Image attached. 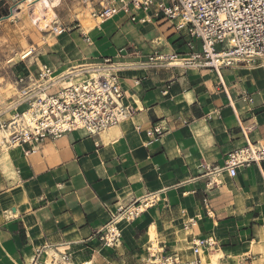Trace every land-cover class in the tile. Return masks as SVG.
I'll list each match as a JSON object with an SVG mask.
<instances>
[{
	"label": "crops",
	"instance_id": "0c3cea01",
	"mask_svg": "<svg viewBox=\"0 0 264 264\" xmlns=\"http://www.w3.org/2000/svg\"><path fill=\"white\" fill-rule=\"evenodd\" d=\"M16 1L5 0V8ZM107 1L61 0L50 9L52 20L36 23L45 28L34 33L18 19L0 21L2 122L24 109L17 76L35 75L43 64L62 74L110 59L105 64L115 66L109 70L119 77L131 111L99 136L75 130L46 138L29 154L35 144H24L8 161L1 160L0 146V264H33L35 258L52 264L60 252L70 254L68 264H139L146 253L149 258L151 227L156 249L191 262L194 240L183 232L191 220L197 239L216 241L209 250L220 252L221 261L256 253L264 258V247L263 253L249 250L253 241L264 242V162L241 166L236 176L222 170L221 183L210 185L219 172L214 169L247 137L264 143V70L160 66L150 61L155 52L188 56L201 49L200 41L177 31L174 21L141 23L143 12L137 21L124 11L102 22L93 18ZM48 22L67 30L47 33ZM29 48L36 52L21 61ZM155 124L166 130L149 143L147 131ZM154 194L153 206L133 221L121 220L120 245L105 246L94 235L120 206Z\"/></svg>",
	"mask_w": 264,
	"mask_h": 264
},
{
	"label": "built area",
	"instance_id": "2783aa9c",
	"mask_svg": "<svg viewBox=\"0 0 264 264\" xmlns=\"http://www.w3.org/2000/svg\"><path fill=\"white\" fill-rule=\"evenodd\" d=\"M101 5V9L91 12L92 17L101 22L112 19L121 11L131 15L132 21H137L138 13L143 12L145 16L138 19L141 23L156 18L174 21L177 31L200 41L201 49L188 56L177 52H155L150 61L160 66L219 72L223 67L244 64L264 70V0H108ZM7 15L0 10V21ZM66 30L65 25L56 24L53 28L58 34ZM34 52L31 48L21 54V61H30ZM105 63H110V59ZM100 69L98 76L77 78V73L68 70L57 77L49 65L43 64L35 75L17 76L18 96L26 104L27 114L23 111L14 114L8 122L0 120V128L8 131V136L4 137L6 144H35L27 150L29 154L36 152L46 138H59L81 129L99 136L126 120L131 111L123 104L124 91L119 77L107 68ZM165 130L161 124H155L147 131L149 143L163 136ZM262 162L264 143L253 142L247 137L246 145L231 151L224 166L214 171L226 170L231 176H236L239 167ZM157 200L154 194L128 206H120L94 235L105 246L120 245L122 232L118 216L122 215V220L133 221L149 208L148 203L153 206ZM205 202L208 203L207 199ZM189 223L192 225L193 220ZM154 245L150 243L149 258L143 264H202L201 251L212 249L216 241L210 237L194 241L192 252L196 258L191 262H182L177 254H168L164 248L156 249ZM60 256L62 263L70 259L67 252H60ZM54 258L55 254L52 255V263H55ZM36 263L37 258L33 261Z\"/></svg>",
	"mask_w": 264,
	"mask_h": 264
},
{
	"label": "bare ground",
	"instance_id": "6f19581e",
	"mask_svg": "<svg viewBox=\"0 0 264 264\" xmlns=\"http://www.w3.org/2000/svg\"><path fill=\"white\" fill-rule=\"evenodd\" d=\"M60 1L61 0H32L31 2L22 1V2L18 3V6L16 5V8H17L16 10H18V11H16L14 13V15L12 17H10V20H14V19L20 17L23 14L24 11H28L30 13V18H31L32 24L46 22L49 19L51 21L52 18H50V16H51L50 9L51 8H55L56 6H58L60 4ZM14 7L15 6H13V8ZM13 8H11L12 11H13ZM28 20H29V18H28ZM81 66H87V67H85V69H81V68L75 69V68H78V67H81ZM113 67H115V66L114 65L107 66L105 64H101V65L98 64L96 66L95 65H80V66L71 67V68H69L67 70L75 69L73 71L78 74L77 78H87V77H92V76H98V74L101 73V71H100L101 69L100 68H107V69H111L112 70ZM82 70H86V71H82ZM86 72H87V74H86ZM60 74H55V72H54V76H57V75H60ZM8 95H9L8 97L12 96V94H8ZM8 97H6V98H8ZM18 104H19L20 107L24 108L23 111H24L25 114H27V111H26L27 109L25 107L26 104L22 101V99L18 101ZM14 105H15V103H14ZM9 107L10 106H8V108ZM15 108H17V107L15 106ZM20 113H23V112H20ZM5 136H8V131L5 128H0V146H1V150H2V153H1V158L2 159L1 160L8 161L11 158V150L12 149L16 150V149L19 148V146H16V145L15 146H8V144H6V140L4 139ZM4 170H5V168H4ZM220 173L221 172L219 171L217 173L218 175L217 176L215 175V177L213 178V182H211L210 185L213 186V184H217V183L220 184L221 183V178H220L221 174ZM150 197H152V196H150ZM147 206L150 207L152 205L150 203H148ZM122 218H123V216L120 215V216H118L117 220L121 221ZM194 221L195 220H193L192 225H188V224L185 223L184 226H183V232L185 233V236L187 238H192L194 241H197L198 239L196 238V230L193 227L195 225ZM156 234H157V231H156L155 227H151L150 228V240L153 241L154 244L157 243V242H155L157 240L156 239ZM220 255H221L220 252L211 253L209 249H204V250L201 251L202 264H222V261L220 259ZM181 259H183V258H181ZM54 261H55V263L54 262L53 263L51 262V263L52 264H66V263L68 264L70 259L68 261L62 263L61 262V256L59 255V257L55 256ZM85 264H91V263L90 262H85Z\"/></svg>",
	"mask_w": 264,
	"mask_h": 264
},
{
	"label": "rangeland",
	"instance_id": "374dc122",
	"mask_svg": "<svg viewBox=\"0 0 264 264\" xmlns=\"http://www.w3.org/2000/svg\"><path fill=\"white\" fill-rule=\"evenodd\" d=\"M22 1H28V2H31L32 0H17L15 3H20V2H22ZM17 8L16 7H14L13 8V11H11L10 12V14H9V17L8 18H6V19H10V17H12L13 15H14V13L16 12V11H18V10H16ZM88 15H89V17H91L90 16V14H89V12H88ZM26 16V17H25ZM53 16H54V10H53ZM20 18V19H19ZM28 18H29V20H28ZM16 19H18L19 20V22L23 25V26H25L26 28H27V31H30L31 33H34V32H38L39 30H42V29H44L45 27H38V25H36V24H32V22H31V18H30V13L28 12V11H24L23 12V14L20 16V17H18V18H16ZM16 19H14V20H16ZM100 21V20H99ZM49 23V22H48ZM95 23H92V25L91 26H93ZM53 27H55V24H54V22H52V23H49V26H47V28L45 29V30H48L47 31V33H50L52 30V28ZM32 35V34H31ZM33 36V35H32ZM31 48H29L28 50H30ZM28 50H26V51H24V53L25 52H27ZM36 52V51H35ZM17 60V59H16ZM33 60V59H32ZM33 66V65H32ZM2 80H0V82H1ZM10 87H11V90H14V88H13V86L12 85H10ZM10 90V91H11ZM9 94V93H8ZM8 94H6V95H8ZM187 224V223H186ZM156 237H157V234H156ZM261 240L262 241H264V238L263 237H261ZM157 241V240H156ZM155 241V242H156ZM217 246V245H216ZM147 247V246H146ZM262 247H264V242H261L260 244H254V241L252 242V245H251V247H250V249L249 250H251L252 252H258V251H262ZM147 250H148V247L146 248V252H147ZM210 252L211 253H213V251H211L210 250ZM262 253H263V251H262ZM257 254V257H255V256H252V257H250V256H247V257H242V256H240L239 258H234L235 260L234 261H230L229 263L225 260V257H223L222 258V262H223V264H264V258H263V254H258V253H256ZM146 259H147V253L145 254V256L144 257H142V259L139 261V264H143L144 262H146ZM232 259V258H231ZM180 260L182 261V259H181V257H180ZM184 260V259H183ZM183 262V261H182Z\"/></svg>",
	"mask_w": 264,
	"mask_h": 264
},
{
	"label": "water",
	"instance_id": "95a60500",
	"mask_svg": "<svg viewBox=\"0 0 264 264\" xmlns=\"http://www.w3.org/2000/svg\"><path fill=\"white\" fill-rule=\"evenodd\" d=\"M0 9L3 14H10L12 9H6L5 8V0H0Z\"/></svg>",
	"mask_w": 264,
	"mask_h": 264
},
{
	"label": "trees",
	"instance_id": "16d2710c",
	"mask_svg": "<svg viewBox=\"0 0 264 264\" xmlns=\"http://www.w3.org/2000/svg\"><path fill=\"white\" fill-rule=\"evenodd\" d=\"M9 17V14L7 15V17L6 18H8Z\"/></svg>",
	"mask_w": 264,
	"mask_h": 264
}]
</instances>
